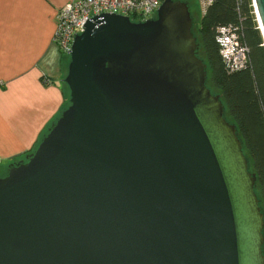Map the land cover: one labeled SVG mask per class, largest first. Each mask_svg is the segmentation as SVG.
<instances>
[{
	"label": "water",
	"instance_id": "1",
	"mask_svg": "<svg viewBox=\"0 0 264 264\" xmlns=\"http://www.w3.org/2000/svg\"><path fill=\"white\" fill-rule=\"evenodd\" d=\"M156 11L73 34L66 106L0 176V264H264L255 175L189 5Z\"/></svg>",
	"mask_w": 264,
	"mask_h": 264
},
{
	"label": "crops",
	"instance_id": "2",
	"mask_svg": "<svg viewBox=\"0 0 264 264\" xmlns=\"http://www.w3.org/2000/svg\"><path fill=\"white\" fill-rule=\"evenodd\" d=\"M69 1L0 0V172L33 151L63 108V56L52 39Z\"/></svg>",
	"mask_w": 264,
	"mask_h": 264
},
{
	"label": "trees",
	"instance_id": "3",
	"mask_svg": "<svg viewBox=\"0 0 264 264\" xmlns=\"http://www.w3.org/2000/svg\"><path fill=\"white\" fill-rule=\"evenodd\" d=\"M223 27L230 28L247 46L246 67L230 71L225 65L217 40ZM192 32L197 42L196 54L206 66V85L219 95L225 117L237 128L249 171L255 175V192L264 214V44L252 1L212 0L199 20L193 19ZM62 84L64 108L68 90L63 80ZM262 249L264 253V245Z\"/></svg>",
	"mask_w": 264,
	"mask_h": 264
},
{
	"label": "built area",
	"instance_id": "4",
	"mask_svg": "<svg viewBox=\"0 0 264 264\" xmlns=\"http://www.w3.org/2000/svg\"><path fill=\"white\" fill-rule=\"evenodd\" d=\"M163 0H71L59 8L53 43L63 57H68L73 42V34L84 30L86 19L103 13H115L129 17L133 21L153 18ZM252 7L256 16L254 2ZM201 13H204L212 0H198ZM257 21V18H256ZM258 23V22H257ZM217 40L222 48L225 65L230 71L247 66L248 48L241 43L230 28L219 29Z\"/></svg>",
	"mask_w": 264,
	"mask_h": 264
},
{
	"label": "rangeland",
	"instance_id": "5",
	"mask_svg": "<svg viewBox=\"0 0 264 264\" xmlns=\"http://www.w3.org/2000/svg\"><path fill=\"white\" fill-rule=\"evenodd\" d=\"M187 1L190 2V4H188V5H189V8H190V13H191L192 19H194V22H197L199 20L200 14H201L200 7H199V2H198V0H192V1L191 0H187ZM257 25H258V23H257ZM67 61H68V57H63V67H62L63 76H62V78L64 77V75L66 73ZM5 170H6V168H4V170L2 172H0V175L4 174Z\"/></svg>",
	"mask_w": 264,
	"mask_h": 264
},
{
	"label": "flooded vegetation",
	"instance_id": "6",
	"mask_svg": "<svg viewBox=\"0 0 264 264\" xmlns=\"http://www.w3.org/2000/svg\"><path fill=\"white\" fill-rule=\"evenodd\" d=\"M26 156V155H25ZM25 157H22L21 159H19V160H23ZM19 160H17V161H19ZM7 170V169H6Z\"/></svg>",
	"mask_w": 264,
	"mask_h": 264
}]
</instances>
